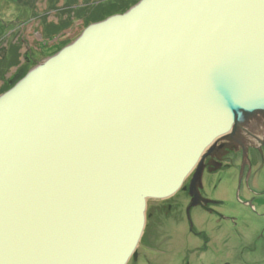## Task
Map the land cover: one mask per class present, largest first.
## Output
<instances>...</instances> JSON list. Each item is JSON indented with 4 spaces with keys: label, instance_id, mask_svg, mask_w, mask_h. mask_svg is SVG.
Returning <instances> with one entry per match:
<instances>
[{
    "label": "water",
    "instance_id": "95a60500",
    "mask_svg": "<svg viewBox=\"0 0 264 264\" xmlns=\"http://www.w3.org/2000/svg\"><path fill=\"white\" fill-rule=\"evenodd\" d=\"M264 121V0H140L0 96V264H129L150 200Z\"/></svg>",
    "mask_w": 264,
    "mask_h": 264
},
{
    "label": "rangeland",
    "instance_id": "374dc122",
    "mask_svg": "<svg viewBox=\"0 0 264 264\" xmlns=\"http://www.w3.org/2000/svg\"><path fill=\"white\" fill-rule=\"evenodd\" d=\"M139 1L0 0V50L21 44L20 65L6 72V81L18 76L23 66L31 70L58 53L62 43H72L91 24L123 14ZM50 25L58 26L59 32L51 35ZM26 67L24 70H28ZM238 188L236 175L218 176L213 181L206 179L205 194L222 203L219 211L226 220L194 211L197 228L203 233L194 237L183 209L178 226L171 224L172 219L169 222L164 217L158 218L163 223L164 236L155 242L157 252L148 253L154 226L153 222L149 223L138 248L142 255L138 264H264V217L257 215L249 195ZM228 218L237 219L236 224ZM130 264L135 262L132 260Z\"/></svg>",
    "mask_w": 264,
    "mask_h": 264
},
{
    "label": "flooded vegetation",
    "instance_id": "af4514ba",
    "mask_svg": "<svg viewBox=\"0 0 264 264\" xmlns=\"http://www.w3.org/2000/svg\"><path fill=\"white\" fill-rule=\"evenodd\" d=\"M242 136L243 139L236 138L231 141L220 142L213 154L205 159L202 185L199 187V191L207 202L199 206H191L193 199L191 185L198 168L192 171L182 189L176 195L167 200H150L148 202L145 233L148 230L149 223L153 222L154 224L151 231L154 236L152 235L149 239V247L146 250L148 253L157 252L155 242L159 239L158 237L162 238L164 236L162 234L164 232L163 223H160L158 218L162 219L164 217L169 222L172 219L171 224L178 226L180 225V210L183 209L189 231L194 237L203 235L195 223L194 211L199 210L203 213L215 215L219 220H226L219 211L222 203L209 198L205 194L206 179L213 181L218 176L228 175L234 177L236 175L238 189L244 190L249 195L251 204H255L257 215H260V218L264 217V121L246 126L243 129ZM228 219L236 224L237 219ZM165 224L167 225V223ZM262 237H264V229ZM141 256L138 252V258L132 259L135 264L139 263ZM145 256L147 257V255Z\"/></svg>",
    "mask_w": 264,
    "mask_h": 264
},
{
    "label": "trees",
    "instance_id": "16d2710c",
    "mask_svg": "<svg viewBox=\"0 0 264 264\" xmlns=\"http://www.w3.org/2000/svg\"><path fill=\"white\" fill-rule=\"evenodd\" d=\"M14 1L17 2V0ZM129 9L130 8H127L124 11V13ZM48 32L51 33V35L57 34L59 32V27L58 26L54 27V25H50L48 26ZM62 44L63 45L60 46V50L63 49L65 46L69 45L70 42H64ZM20 50H21V44H17L11 47L9 46V48L6 50L5 49L0 50V96L8 92L11 88H13L20 80H22L30 72V69L28 67L25 66L28 70H24L25 67L23 66L20 69L21 73L18 76L17 75L13 76L7 81L5 79L4 75H6V72L20 65V57H21Z\"/></svg>",
    "mask_w": 264,
    "mask_h": 264
}]
</instances>
